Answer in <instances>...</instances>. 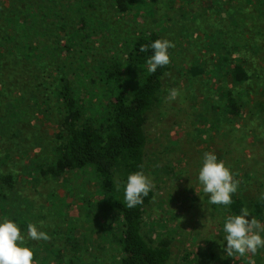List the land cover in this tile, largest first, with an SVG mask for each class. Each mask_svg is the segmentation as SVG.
Returning a JSON list of instances; mask_svg holds the SVG:
<instances>
[{
  "label": "trees",
  "instance_id": "16d2710c",
  "mask_svg": "<svg viewBox=\"0 0 264 264\" xmlns=\"http://www.w3.org/2000/svg\"><path fill=\"white\" fill-rule=\"evenodd\" d=\"M205 1L168 0L172 12L168 21L176 17V25L182 26L181 21L191 16L201 19L198 31L213 27L210 40L199 45L202 58L196 56L199 61L213 51V61L187 68L191 81L208 75V87L200 93L209 104L200 119L209 122L217 119V111L221 120L226 119L224 113L229 118L241 115L254 76L260 78L256 59L264 54V27L257 32L259 38L249 34L255 25L248 22L253 18L252 0ZM262 3L257 10L264 11ZM145 6L146 0H0V219L23 228L33 220V202L19 192L17 180H57L91 170L100 179L102 195L88 216L98 221L103 214L109 219L101 224L112 227L110 242L119 251L113 264H169L172 255L171 232L154 238L145 230L144 215L154 198L153 189L143 204L127 208L124 187L129 174L147 173L145 124L166 95L165 79L174 52L168 50V65L149 73L152 50L141 52L140 47L163 40L161 31L139 29L125 35L117 41L123 43L122 55L114 51L116 44L104 41L117 30V16ZM216 17L221 22H214ZM92 84L101 85L106 93L98 113L86 97L93 94ZM202 120L194 122L200 133L207 131L199 127ZM47 125L56 127L50 138ZM35 149L36 157L26 164ZM43 153L48 154L47 160ZM233 177L239 185L233 203L224 206L226 218L248 207L243 191L253 185L248 173L235 172ZM50 196V201L55 198L54 193ZM61 200L55 199V208ZM249 213L264 222V195L251 200ZM62 234L64 241L56 249L50 248L54 245L50 242L48 252L41 251V245L32 249L37 264H53V256L62 264H81L76 260L80 239L74 229ZM70 250L72 256L66 254Z\"/></svg>",
  "mask_w": 264,
  "mask_h": 264
},
{
  "label": "rangeland",
  "instance_id": "374dc122",
  "mask_svg": "<svg viewBox=\"0 0 264 264\" xmlns=\"http://www.w3.org/2000/svg\"><path fill=\"white\" fill-rule=\"evenodd\" d=\"M146 1L148 6L137 7L135 12L121 18L117 16V30L109 34L107 32V38L104 40L109 41L107 44H116L115 50H112L122 55L123 43L117 41L135 30L156 29L163 33L164 39L175 45L170 48L172 53L174 52V59L172 69L165 79L166 95L162 103L148 115L145 124L149 138L146 175L153 181L155 193L144 215L145 230L154 238L161 233H172V255L169 264H264V248L245 256L226 255L227 234L223 229L226 210L223 205H208V196L198 182L203 154L212 152L218 160L224 161L232 174L240 172L252 176L250 179L253 185L247 186L243 191L248 201V210L251 200L264 195V54L261 59H256L259 62L260 78L254 76L255 83L247 94L241 115L229 118V115L224 113L226 119L221 116V120L217 114L221 111H217L216 120L205 122L200 119L201 111L208 108L209 103L202 99L200 92L208 87L205 83L208 75H203L206 80H200V76L191 81L187 68L191 63L203 64L213 61V51L199 61L196 59V56L201 57L203 54L198 49L199 45L210 40V29L213 27L205 26L198 31L196 25L201 19L193 20L191 16L192 20L186 16V20L181 21L182 26L176 25V17L168 21L169 17H172L168 0ZM205 2L207 1L204 0ZM251 3L250 13L253 18L248 19V22L255 25L249 34L255 39L259 38L257 32L264 27V11L257 10V7L263 6L262 0H252ZM221 15L223 18V14ZM205 17L206 15H203V19ZM209 18L213 21V17ZM214 22H221V19L216 17ZM237 55L239 58L240 53ZM211 81L218 84V80ZM195 86L196 89H193ZM92 88L93 94L86 97L90 100L89 106L98 113L104 106L106 93L104 87L99 84H92ZM173 88L178 89L180 95L175 101H168L169 91ZM198 119L202 120L199 127L207 131L200 133L194 129V122ZM252 120H255L254 125ZM55 129L53 125L46 126L48 138ZM47 156V153H43L45 160ZM32 157H36V149L29 158L27 157L26 164ZM19 168L20 165L15 167V170ZM99 180L97 174L91 170L76 172L75 175L66 174L57 180L52 177L17 180L16 187L19 192L29 196L33 202V220L26 224V228L17 225L25 236L23 246L32 250L36 245H41V251L46 248L48 252L49 242L54 244L50 248L56 249L55 246L64 241L62 232L73 228L75 236L80 239V248L76 251L77 262L113 264L115 256H119V251L110 242L109 231L112 227L101 224L102 221L109 223V219H104L103 214H99L98 221L88 216L102 195ZM53 193L55 198L52 196L50 201V194ZM57 198L62 200L55 208ZM22 209L25 210V207ZM57 211L63 214H57ZM246 218L250 220L252 217ZM2 222L4 220L0 219V223ZM29 223L46 232L50 239L34 241L28 238L24 232H27ZM261 235L264 237V233ZM212 252L214 255H211ZM66 254L72 256L74 253L70 250ZM33 260L35 264L38 263L35 254ZM51 261L53 264H62L55 256Z\"/></svg>",
  "mask_w": 264,
  "mask_h": 264
},
{
  "label": "clouds",
  "instance_id": "9594fccd",
  "mask_svg": "<svg viewBox=\"0 0 264 264\" xmlns=\"http://www.w3.org/2000/svg\"><path fill=\"white\" fill-rule=\"evenodd\" d=\"M173 47H175L174 43L167 39H157L150 45L140 47L141 52H146L149 48L152 50V55L147 60L149 73H155L158 67L166 66L171 62L168 50ZM179 95V90L173 88L169 91L167 100L175 101ZM198 182L208 196V205H231L232 194L237 192L239 185L230 168L224 161L218 160L212 152L203 154ZM153 187V181L143 171L129 174L124 187L125 206L134 208L143 204L144 197L148 196ZM249 214L247 208H242L241 214L229 215L226 218L223 229L227 234L225 237L227 256L255 254L258 249L264 248V237L261 235L264 233V224L254 217L247 219ZM27 237L34 241L50 239L46 232L38 230L32 223L27 226ZM24 241L25 236L16 223L10 220L0 223V264H35L34 252L23 246Z\"/></svg>",
  "mask_w": 264,
  "mask_h": 264
}]
</instances>
